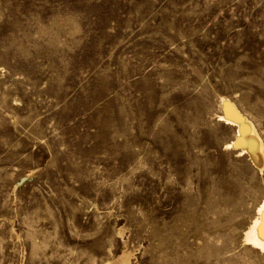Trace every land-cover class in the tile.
Listing matches in <instances>:
<instances>
[{
	"label": "rangeland",
	"instance_id": "1",
	"mask_svg": "<svg viewBox=\"0 0 264 264\" xmlns=\"http://www.w3.org/2000/svg\"><path fill=\"white\" fill-rule=\"evenodd\" d=\"M264 0H0V264H264Z\"/></svg>",
	"mask_w": 264,
	"mask_h": 264
},
{
	"label": "bare ground",
	"instance_id": "2",
	"mask_svg": "<svg viewBox=\"0 0 264 264\" xmlns=\"http://www.w3.org/2000/svg\"><path fill=\"white\" fill-rule=\"evenodd\" d=\"M222 109L223 120L237 128L233 146L247 153L253 165L262 171L264 169V140L256 125L228 98H222ZM245 240L248 244L264 250V198L258 207L257 215L245 233Z\"/></svg>",
	"mask_w": 264,
	"mask_h": 264
}]
</instances>
